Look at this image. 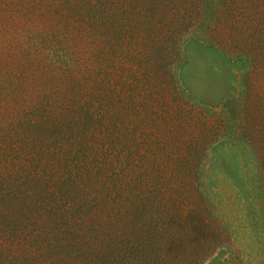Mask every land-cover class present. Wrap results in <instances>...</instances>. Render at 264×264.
<instances>
[{"label": "trees", "instance_id": "trees-1", "mask_svg": "<svg viewBox=\"0 0 264 264\" xmlns=\"http://www.w3.org/2000/svg\"><path fill=\"white\" fill-rule=\"evenodd\" d=\"M47 4L54 12L53 42L64 55L62 64L51 68L62 73L58 86L66 101L56 113L41 105L23 109L26 118L17 125L0 120V249L7 250L0 252V264H201L216 250L236 259L228 215L220 214L218 199L200 180L201 169L146 171L144 136L123 122L117 129L115 105L108 94L101 102L95 75L102 46L108 52V33L116 30L113 25L123 40L129 13L134 11L139 32L153 21L147 10L150 18L158 13L168 37L189 31L241 63L244 73L252 68L264 72V0ZM257 115L264 118V107ZM48 117H54L52 123ZM16 126L19 131L11 133ZM242 128L237 138L219 140L243 147L261 141L250 122ZM204 147L193 152L202 155ZM247 158L243 174L253 183L248 187L254 214H264V149Z\"/></svg>", "mask_w": 264, "mask_h": 264}, {"label": "rangeland", "instance_id": "rangeland-1", "mask_svg": "<svg viewBox=\"0 0 264 264\" xmlns=\"http://www.w3.org/2000/svg\"><path fill=\"white\" fill-rule=\"evenodd\" d=\"M47 2L0 0V120L4 125H17L25 119L23 109L41 105L56 113L66 101L58 86L63 82L62 73L51 68L62 64L64 55L53 42L50 15L54 12L48 10ZM157 14L150 18L147 10V18L153 21L137 32L131 11L123 40L113 25L116 30L108 33V52L102 46L97 57L99 98L104 103L106 95L111 96L117 129L123 122L144 136L142 151L147 157L142 166L146 171L191 168L192 172L197 168L204 173L200 180L218 199L220 214L228 215L239 255L235 259L228 251L216 250L201 264H264V214H254L248 187L253 183L243 174V157L249 167L248 153L264 149V118L257 115L264 107L260 100L264 72L252 68L244 73L241 63L189 31L168 37ZM55 33L61 32L57 29ZM103 39L105 44V34L101 44ZM48 119L52 123L54 117ZM248 122L253 134L261 138L255 145L243 147L239 142L219 140L237 138ZM214 127L219 128L215 137ZM232 129L233 135H220ZM10 131L17 133L19 127ZM203 145L196 160L193 148ZM128 146L133 147L132 139ZM260 183L255 180L263 191L264 183Z\"/></svg>", "mask_w": 264, "mask_h": 264}]
</instances>
